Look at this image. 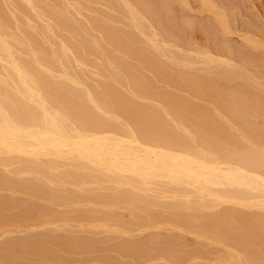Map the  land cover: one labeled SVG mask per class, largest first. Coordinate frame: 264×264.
Listing matches in <instances>:
<instances>
[{"label": "bare ground", "instance_id": "bare-ground-1", "mask_svg": "<svg viewBox=\"0 0 264 264\" xmlns=\"http://www.w3.org/2000/svg\"><path fill=\"white\" fill-rule=\"evenodd\" d=\"M14 1H16L15 3H17L18 6L14 5L15 4ZM14 1H13L14 4L11 2V0L8 1V3L11 2L13 4V7L16 6V7H14V8H16V10L19 8V12L21 11V12L25 13L26 15L31 14L32 13L31 11H33L32 9L34 7L35 8L37 7L40 11V15H38V16L39 17L41 16L40 18H42V19H43V17H47V19L50 20V22L52 21L54 23L53 28L56 29V31L58 30V32L60 31L59 33H61V31H62L63 32L62 35H64V34L65 35H64V37L61 35L62 38L60 40L62 42H57V43H59V44H57L53 38L54 33H52V31L50 30L51 28L43 26L44 31L42 32L41 36L38 38L36 36V31H35L37 27L34 28L31 25V23H29L32 20L29 21V20H26L24 18H23V21L21 19H18V21L19 20L22 21V22L19 21L18 23H17V19H16V21L14 19V21L16 22V25L14 23H13L14 25L11 24L12 25L11 27H13V26H15V27H13V28L9 27L11 29V32L13 33V34H10V32L8 31V29H9L8 26H10V23H11L9 16H11V14H13L14 12L10 13V15L8 16L9 11H7L5 9L9 10V8L5 7L3 5V4H5V2L2 3V0H0V186L4 187V189L7 190V192L9 191L10 193H12V195L18 194V193H20V194L22 193L23 195L25 193H27V195H29L30 192H33V194L34 193L36 194L35 196H38L39 198L40 197L43 198L45 200V202L51 201L52 205H54V204L56 205L55 201H57V200L59 201V198H60V196L57 195V194H59L58 192H61V191L66 192L68 189L67 186H69V187L72 186L74 188L80 187V189H82L81 192L78 189H73V188H71V189L74 191H76V190L79 191L80 194H82V192L85 193V196H83V197H85L87 199L89 197L88 194L90 195V193H88L89 187L92 185H95V186L100 185V188L102 190L109 191V193L107 194L105 192V194H103L102 196L96 197L97 200L95 202L98 206H101L103 208H113V206L115 204H125V205H127V208H129V211H131L130 206L133 203L132 201H134V200L140 201L141 199L147 200L148 199L147 195H146L147 192H152V189L150 188L151 185L162 184V185H159L160 186L159 188H161L160 194H158V192H157L156 195L157 196L160 195V196L164 197L166 193L171 194L169 196L171 201L169 203L167 202L166 205L168 206V208H171L173 210L175 209L177 216H178V220H176V223H179L180 225L186 224L185 226H189V225L192 226L191 224H194V225L196 224L195 226H197V227L193 226L194 228L193 227H191V228L198 231L197 232L199 235L198 237L201 236L202 238H206L205 241L209 239V241H211V243L209 242L211 244V246H212V244H214V245L219 244L220 245V243H222L224 246L221 247V250H223L225 252V255L223 257H221L220 260H225L224 262L227 261L229 263L230 262L232 263V261H234V262H236L235 264H264V229L255 228V227L252 228L251 225L246 227V228L245 227H239L238 228V226L236 227L235 224L237 222L249 224L250 222H253V221H251L250 219L248 220L247 218H246V220L241 219V217L239 218V216L237 214L233 213V210H231V209H224L222 212L217 213L218 215L217 214H208L207 215V213L205 214V212H207L206 210L212 209V211H213V208L218 207L220 205H226V204H228L230 206L231 205H233V206L234 205H243L244 207H247V208L259 207V208L264 209V150H263V148H261L262 150H260L259 148H258L259 150L255 148L258 151H263V153L262 152H256L254 149L252 150V148H254L253 145H252V147H250L251 150H249V148H248L249 146L246 148V147H244V145H243L244 148H240V147H242L241 145L243 143H241V145H240V143H239L240 140H239V142H238V140H235L238 138L237 137L238 135H236V134H235L236 137L231 139V137L234 136V132H233V135L230 134V132L232 133V131L230 130L231 128H230L229 124H227L228 125L227 126L226 124L223 123V126L224 127L227 126V127H225V130H226V128L228 129V127H229L228 130H230V132L226 131L225 133H229V135L231 137L230 136L227 137L228 141L223 140L224 142H222V140H221L222 135H228V134H224L221 131L223 133V134L221 133L222 135L219 136L221 139H219L216 135L212 134V133H214L213 128H216V127L218 128L219 126L221 127L222 126L221 123H220L221 124L220 125V124H218L219 122L216 123V122L212 121V122H208L206 125H204L203 123L197 122V124H196V123L190 122L191 126H190V124H189V126L191 128H189V130H191L193 128L194 129L193 131H197L196 133H194L195 135L193 133H192V135L198 136L199 138H197L196 141L197 142L199 141L201 143V146L204 145V147L206 148V151L203 149L204 147H201L202 150L195 151L193 149V147H191V143H190L191 141L189 139L191 136L187 135L188 133H190L192 131L188 132L187 134H184V135H187V138L189 137L188 139L185 138L184 135L182 136V135L177 134L178 133V130H176L177 128L175 129L176 132L174 134L173 129L175 128V126H174V124L176 122L175 120H174L175 122L172 123L173 125H170V123L167 122L168 119L166 121L163 120L161 115H159L158 113L153 111V107H148L149 109L142 107V106L136 104L134 101H132L134 99H129L128 98L129 96L127 97V95L123 92L125 88H126L125 90L131 89V91L133 90V92H136V93L139 92V94L142 93V89H139L141 87L139 85H137L138 83L137 84L135 83V85H134V83H132L133 81H131V80H133L134 78L130 79V78H132L131 76H133V73H131V71L128 72V73H131V76L130 77H127L128 75L126 76V74H127L125 72L126 69L123 70V63H124L123 59L120 61L119 59L115 58L116 56H112L113 60L111 59V62H110L112 65H113V62L117 65L118 68L116 67L114 70V68L109 66V65H111L109 63V60L111 57L109 58V60H107L108 59L106 57L107 55H105V58H106L105 60H107L106 64L108 65V69H106V70L109 71L110 67L112 70H114V71H112V73L109 72V73H111V76H110V74H108L110 76V77L109 76L108 77L111 78V80L113 82H115L116 84L118 83L120 86L122 85L125 87V88L122 87L123 93L115 87L116 85H114V84H113L114 86L112 85L113 82L110 81L108 77H106L105 79H106V81L109 80L110 84H109V81H107L108 84L105 81H103V83H104L103 84L101 81L100 85L101 84L102 85L101 86L99 84L97 85L99 87L90 88L88 86V88L87 87L84 88V86H83L84 84L82 83L84 81H82V80H85L84 75H83V74H85L84 73L85 69L82 67V69L84 70V71H82V73L81 72L78 73V71L76 72V70H78V69L82 70L78 66H80L82 63L85 64V62H88L90 54L93 51L92 49L96 46L95 44L97 42L96 41L97 39H93V40H95V44H93L94 42L93 43L91 42L94 46L93 47L92 44H90V42H89L91 40H88L89 39L88 35H86V37H85V35L82 36V31H79L80 29L79 30L76 29L75 27H73V25H70L63 20V14L68 13V9L64 8V6H63L64 4L61 5L62 4L61 2H59L60 6H62L64 9H66L67 12H64L62 9L57 7L56 3H52V4L56 5L57 9H55L54 7L47 6L49 3L51 4V2H50L51 0H49V2L47 0V2H48L47 5L45 4L44 0H14ZM178 1H180V4H181V1H184V0H178ZM199 1H200V6H201L200 8H202L203 11H205V12H211L214 16L213 18H215L214 20L217 21V23H218L217 25L219 26L221 31L228 33V31H229L228 23L225 20V18L221 17V15L219 13H216L213 11V10H215L214 5H212L208 0H199ZM156 2H157V0L155 1V3ZM159 2H162V1L159 0ZM12 4H11V6H12ZM77 5H76V7L77 8L80 7V9H81V5L80 6H77ZM66 6L67 5H65V7ZM178 6H179V4H178ZM183 6H185V5H183ZM4 7H5V9H4ZM104 7H106V6H104ZM156 7H157V5H156ZM202 9L200 11H202ZM16 10H13V11H16ZM77 10H79V9H77ZM146 12H147V10H146ZM23 16H24V14H23ZM27 17H29V16H27ZM64 19L69 20L72 24V21L70 20V18L65 17ZM39 21H40V19H39ZM135 21H137V20L135 19ZM32 23H33V21H32ZM87 24H89V23H87ZM136 24H138V23H136ZM93 25H95L94 21H93ZM82 26H84V25L82 24ZM138 26H139V24H138ZM104 27H101L102 30H104V35L107 33L106 36L108 37V39H107L108 42L110 41L111 45L113 44V46L116 48V50L124 49V50L130 51L132 54L130 52H128V53L131 54V57L133 54H137V55H135L137 57V58L135 57V59L139 60L142 65L144 63L145 65L148 64V65H146L147 67L151 68V66H152V68H154V67L156 68L157 62H155V60H153L154 63L152 65V63H150L151 59H149L148 57H144L145 55L144 56L141 55V52H143L142 49L141 50H139L140 48L138 49L139 50V56L141 55L140 57L138 56V53H135V50L132 48V45H131L133 43L132 41H134V40L131 39V37L129 35H128L129 36V38H128V36H126L124 34L127 39L131 40V43H130V40L127 41L124 36H121V34L114 33L113 31H111V29H108V27H106V28H104ZM169 27H170V25H169ZM14 28H15V31H14ZM8 32H9V34H8ZM80 33H81L82 37L87 38L86 40L89 43L87 41H85L80 36ZM109 33H112L113 36L111 37V35H109ZM116 34L118 36L124 37V39L126 41L124 39L122 41H120L122 38L121 37H120L121 39L118 38V36ZM107 40H105V41H107ZM123 41H125L127 43H123ZM152 43L153 42H151L150 44H152ZM97 44L101 45L99 43V41L97 42ZM16 45H20L22 47V49H21V47L19 48L21 50L20 52L18 51L19 49H18V46H16ZM154 45L152 44V46H154ZM15 46H16V48H15ZM96 47L94 49L95 51H96ZM101 47L102 46L98 47L101 50L97 48L98 50H100L99 51L100 53L102 52V49H103ZM136 48H138V47H136ZM104 49H103V52H104ZM98 50L95 52L96 54H97ZM138 50H137V52H138ZM160 51H161L160 52V54H161L163 51L162 50H160ZM93 52H92V54L94 55ZM152 52H154V51H152ZM88 53H90L89 56H87ZM101 54H103V53H101ZM101 54H99V56ZM142 54H144V52ZM154 54H156V53H154ZM163 54L164 53H162V56H164ZM149 55H150V53H149ZM109 56H111V55H109ZM103 57L101 56V58H103ZM150 57H152V56H150ZM173 57H175V56H173ZM101 58H100V60L102 63ZM185 59H187V58H184V60H183L184 62H185ZM90 60H89V62L91 63ZM105 60H103V63L105 62ZM180 61H182V59ZM98 62H99V60H98ZM131 62H132V60H131ZM77 63H80L77 66L78 69L76 67V70H74L75 64H77ZM88 63H87V65H88ZM155 64H156V66H155ZM96 67L101 68L102 65L99 66V63H98V65ZM125 67L127 68V71H129L130 67L128 68L127 64H125ZM157 67H160V65ZM101 69H103V67ZM111 69H110V71H111ZM162 69L164 70V67ZM121 70L126 73L125 74L123 72V74L126 77H124V75H122ZM100 71L102 73V70H100ZM155 71L157 72V70H155ZM162 71H158V72H160V74H158V76L161 74L166 75L165 73H167V71L164 70L165 73H164V71H163V73H161ZM170 72H172V74H173V71H170ZM178 73L177 72L175 73L176 76L177 75L179 76ZM105 74H106V72H105ZM172 74L167 73V76H164V75L163 76H164V78L167 77V79H169L170 77H172L171 76ZM204 74H206V73H204ZM134 76H135V73H134ZM178 76H177V78H178ZM201 76H203V75L201 74ZM201 76H199V77H201ZM159 77L161 78V76H159ZM85 78H86V80H88L87 79L88 75ZM127 78H129V81H127L128 80ZM137 78L139 79L140 76L137 77V74H136V79ZM182 78H184V77H182ZM209 78L210 77H208V79ZM138 79H137V81H139ZM162 79H163V77H162ZM86 80L84 82L85 86H86V84H88ZM80 81H82V82L80 83ZM141 81H139V82L141 83ZM166 81H171V80H166ZM172 81H173V78H172ZM174 81H177V79H174ZM180 81H181V78H180ZM128 82H131L135 87L133 88V85L131 83H128ZM177 83H178V81H177ZM182 83H183V80H182ZM80 84H83L82 86H83L84 90L82 89V87H80L81 86ZM130 84H131V87H130ZM146 84L147 83L145 82V85ZM173 84H174V82H173ZM147 85H150V84H147ZM189 85H188V88L191 87V84H189ZM207 85L209 87H207L208 89H204V92H206L205 94L209 93L210 95L214 96L213 94H215V93H213L214 90L212 89V86H211L212 84L210 83ZM149 87L151 88V85ZM150 88H149V90H152ZM192 88H194V87L192 86ZM189 91H191V90H189ZM125 92H128V90ZM197 92L198 91H196V93ZM148 93H150V91ZM202 94L203 93H201V95ZM230 96H232V95H230ZM168 100L166 99V104H168L170 106V110H171V106L173 104L170 105V103H174V102L176 103V98H174V99L172 98L170 100L171 102ZM172 100H174V102ZM220 100L221 99H218L219 102H220ZM167 101L170 103H167ZM223 101L221 104L222 108L225 107L223 104ZM225 101H227V100H225ZM243 101H245V100L243 99ZM181 102H183V101L181 100ZM181 102L179 101L180 104H177V105L174 104L175 106H177V108L175 106L174 107L172 106L173 107L172 109L174 110V108H175L176 109L175 111H177L175 113V115H176L175 117H177V118H173V119H178L179 121H181L180 122L181 124H182V121L186 122V124L188 123L187 121H189V120L192 121V119H190L192 116L187 117L186 116L187 114L189 116L194 115L195 119H197L196 115H195L196 113L195 114H189V113H192V111H190L193 108V107H191V105H190V108L188 107V105H187V107H185V109H187V108L190 109V110L188 109L186 111V113H185L186 115L183 113L185 111L184 106H181V107H183L182 109L179 108V106L181 105ZM226 104L227 103H225V105ZM234 105L235 104H232V106L230 107V104H227V106H228L227 108L230 109L228 111L229 112L228 116H232L233 111L234 112L236 111L235 114L238 113V110H239L238 108H240L239 106H241L242 104L239 102V106H238V104L236 105V106H238L237 108L235 106L236 109L232 108V107H234ZM243 105L241 107H244ZM216 107H218V106H216ZM242 109L243 108H241L239 111H242ZM244 109H246V108H244ZM166 110H168V109H166ZM173 110H171V111H173ZM182 110H184V111H182ZM178 111H179V113H178ZM194 111H195V109L193 110V112ZM224 111H226L225 108H224ZM231 111H232V113H231ZM167 112H170V111H166V113ZM216 112H217V110H216ZM241 113H243V111ZM113 114H116V115L119 114L120 116L125 118L126 121L128 122V125H125L126 124L125 122H124L125 123L124 125L121 123L120 124L119 123L115 124V122L113 123L111 121L112 119L109 118ZM214 114L215 113H213V115ZM239 114L240 113H238L237 121H239V119H238L240 116ZM209 115H211V113ZM218 115H220V114H218ZM184 116L187 117L189 120L186 121L185 119H187V118H185ZM216 116H214V117H216ZM233 116L231 117L232 119H233ZM171 117L172 116L170 115L169 119H171ZM166 118H167V116H166ZM241 118L242 117L240 116V120H241ZM219 119H221L220 116L217 120H219ZM235 119H236V117H235ZM214 120H215V118H214ZM241 121L242 122H240V123H244L243 119ZM170 122H171V120H170ZM200 124H202V125H200ZM246 124H248V123H246ZM183 125H184V123H183ZM208 125L210 127H213L212 133H208V132L204 131V128L205 129L208 128ZM125 126L128 127V129H127L128 132L126 131L127 132L126 134H128L130 132V130H132L134 132L132 134H135L136 137L142 142V144L143 143L147 144V146L149 145V147L155 146V147H158V149L162 148V150H159L160 152H157V151H154V149L153 150L149 149V147L143 148V147H141L142 145L139 146L138 144L140 142L137 141L135 139V136H133L132 134H130V135H131V137L133 136V138L130 137L131 139L129 138L128 140H126V141L124 140L123 142H115V140L113 141L112 139L110 140L108 138L105 139V138H100L99 136H94V135L88 136V135H86L87 131L94 132L93 130H101V129H102L101 131H103V129L104 130L105 129H110V130L114 129L115 131H117V130L124 131ZM180 126L181 125L179 124L178 127H180ZM129 128H131V129L129 130ZM256 129H257V127H256ZM221 130H223V128ZM234 130H235V128H234ZM209 132H211V131L209 130ZM160 133H163V134H160ZM254 135H257V134H254ZM254 135L251 134V136H254ZM248 136L247 137L246 136L245 137L240 136V137H243V139L241 138V140H242L241 142H244L243 141L244 139H246V141L248 142L249 139L252 138L251 136H249L250 138H248ZM262 136H264V135H262ZM255 138H257V137L254 136L253 140H255ZM191 139H193V138L191 137ZM194 140L195 139H193V141ZM116 141H118V140L116 139ZM251 141L252 140H250V142ZM256 141H252V143L256 142ZM236 142L239 143V146H238V144H236ZM247 142H244V144H246ZM250 142L247 143V145L250 144ZM258 142H259V138H258ZM202 143H203V145H202ZM163 147H164V149H163ZM165 147L168 148L167 151L165 150ZM261 147H262V145H261ZM173 148H174V151H176L177 149L179 151L176 153L169 151V149L171 150ZM245 148H246V150L248 149V151L242 150ZM62 166H66V167L68 166V169L67 170L64 169L65 171L63 169L62 170L59 169L60 171H58V168L62 167ZM100 188H98L97 190H99ZM152 188H154V186ZM166 189L167 190L169 189L168 191H170V192H167ZM92 190H93V188H92ZM100 191L101 190H99L98 192L100 193ZM104 191H102L101 194L104 193ZM65 192H63V193H65ZM137 192H139L141 195L137 194ZM154 192H156V191H154ZM86 193H88V194H86ZM187 193H195L196 196L189 197L187 195ZM74 194H72V195L74 196ZM160 196H158L156 198L159 199V198H161ZM11 197L12 196H10V198ZM33 197H34V195H33ZM56 197H57V200H55ZM62 197H61V199H62ZM69 197H70V195H69ZM75 197H76V195H75ZM83 197L81 196L80 200H82ZM165 197H167V196H165ZM165 197H164V199H166ZM6 198L7 197L5 196V200H6ZM249 198H251V199L255 198L256 200L258 198L259 200L257 201V203H256V201H255V203H252V202H250L251 199H249ZM7 199L9 201V202L7 201L9 204L6 202L8 205L4 202L3 199H1V200L4 203L2 204L1 200H0V203L2 205L6 204L8 207H11L10 206L11 200H9V198H7ZM71 199L72 198H70V200ZM74 199H76V198H74ZM94 199H95V197H94ZM94 199H92V200H94ZM67 200H69V199H66V201ZM148 200H150V199H148ZM14 201H16V200L12 201L13 202L11 204L12 206H14V204H15ZM53 201H54V203H53ZM63 201H65V199ZM84 201H86V200H84ZM45 202H44V204H46ZM51 202H49V203L51 204ZM67 202L69 203V201H67ZM86 202H88V201H86ZM62 203H64V202H62ZM90 203H92V204H90ZM90 203H87V204H90V205L94 204L93 202H90ZM155 203H156V200L154 199L150 205L154 206ZM34 204L36 205V203H34ZM72 204H73V202H72ZM192 204L193 205L195 204V205L191 206ZM33 205H32V209L30 207L29 211L27 209L26 213H24V212H23L24 214L20 213L17 216H14L11 220L8 216L5 217L4 214H3V216H2V214H0V216H1V218H0V239L2 237L6 238L7 235L13 233L14 231L19 232L22 225L20 223H17V222H20V220L23 219L22 221L25 222L24 218H26L30 215H31L30 217H32V214H36L34 211L38 210L40 212H43V210L46 209V208L44 209L42 207L43 210H41L42 208H41V206H39L40 207V210H39L37 205H36L37 207L33 206ZM58 205L59 204H57V206ZM63 205H61V206L63 207ZM0 208H2V206H0ZM115 208H117V207H115ZM229 208H231V207H229ZM11 209H13V208H11ZM233 209H235V208H233ZM2 210L3 209H1V211ZM9 210H10V208H6L5 212H9ZM50 210H53V209H50ZM91 210L92 209H90V211L87 213L91 212L90 214H92V212H93V214L97 215V213H94V210H92V211ZM132 210H133V213H135L134 210H136V209L133 208ZM46 211H47V209L44 211L45 214H46ZM57 211H58V209H57ZM86 211H87V209H86ZM122 211H123V209H122ZM83 212H85V211H83ZM95 212H96V210H95ZM142 212H143V210H142ZM144 212H145V210H144ZM190 212H192V213L197 212L198 216H197V214L194 216L192 214L190 215ZM52 213H50V214H52ZM93 214L90 216H93ZM219 214H221V216ZM96 215H94V216L96 217ZM136 215L134 214V216H136ZM144 215H147V214H144ZM249 215H251V214H249ZM140 216H142V215H140ZM147 216H148V218L146 221L150 226L151 225L153 226V224H155V223L157 224L158 222H163V221L165 222L168 219V217H166L167 218L166 219L165 217H161V216L159 217L156 214H148ZM222 216H227V218L222 217ZM30 217H29V219H30ZM44 217H46V216H44ZM87 217H89V216H87ZM218 217H222V218H218ZM261 217H262V215H259L258 219L260 220ZM263 217H262V220H263ZM7 218H9V219H7ZM163 218L166 220H164ZM169 218H170V216H169ZM223 218H226V219H223ZM22 221H21V223H22ZM167 221H169L170 223L175 222V221H172L169 219ZM130 222H129V224H130L129 227H132L131 228V230H132L134 225H131L132 223H130ZM44 223H46V222H44ZM94 223H95V221H94ZM117 223H119V222H117ZM48 224H46V225H48ZM162 224H160V225H162ZM262 224H260V225H262ZM11 225L14 226V228L15 227L16 228L15 229L10 228L9 226H11ZM19 225H21V226H19ZM119 225L121 226L120 223H119ZM152 226H151V228H152ZM159 226L157 225V228ZM91 227H93V226H91ZM59 228H60V226H59ZM155 228H153V229H155ZM261 228H263V226ZM146 229H148V225H147ZM239 230L242 232H240ZM116 231H118V230H116ZM196 231H194V232H196ZM52 232L50 231L49 232L50 235L47 233V235L44 237H32L31 240H33V241L22 240L20 238H19L20 240L19 239L9 240V242H6L5 245L0 248V264H36L37 262H38V264H41V263L42 264H67L66 259H63V257L61 258L62 254H65V255L69 254V253L74 254V252H73L74 247L77 248V246H78V244H80V242L78 243L76 241L78 244L75 243L76 246L71 247L72 245L70 246V242H68L69 245L67 244V242L65 243V241H69V240H67L68 238L65 240L61 236L60 239L62 240V238H63V241H61L59 239L60 235L56 236L57 232H54V231H52ZM80 232H81V230H80ZM54 233H56V234L54 235ZM89 234H90V232H89ZM99 234H101V233H99ZM69 235H70V233H69ZM40 236H42V235H40ZM74 239H73V241H74ZM230 241H233L234 243H236L239 250L231 249L230 245L227 244V242H230ZM83 244H81L80 247ZM236 244H234V245H236ZM171 245H172V242H169V241H148L147 243H144L142 245H136V246L124 245V246H121V247H119L117 252L119 254L128 255L129 257L132 258V261L134 263L135 261L139 262L138 260H144L145 259L144 257H147L153 253V252H151V250L148 251L143 246H147L149 249L155 250L156 248H159V247L168 248ZM231 245H232V243H231ZM0 246H2V244ZM82 247H83V249H85L84 246H82ZM138 247H140L139 250L137 249ZM141 247H143L144 249ZM78 249H79V247H78ZM80 249H79V251H80ZM86 249H88V247ZM99 249H101V248H99ZM85 250H84V252H85ZM58 251L61 254H58ZM77 252L75 251V253H77ZM88 254H90V253H88ZM101 254H103V253H101ZM81 255H83V254H81ZM86 256H87V254H86ZM107 256H108V254H107ZM210 256H212V255H210ZM78 257H79V255H78ZM169 257L172 261L175 260L172 255H170ZM113 258H112V261H109L107 263L103 262V263L104 264H117V263L113 262ZM118 258H120V257L118 256ZM215 261H217V259ZM76 262H78V260ZM129 262H130V260H129ZM70 264H71V262H70ZM99 264H100V262H99Z\"/></svg>", "mask_w": 264, "mask_h": 264}, {"label": "rangeland", "instance_id": "rangeland-1", "mask_svg": "<svg viewBox=\"0 0 264 264\" xmlns=\"http://www.w3.org/2000/svg\"><path fill=\"white\" fill-rule=\"evenodd\" d=\"M3 1L4 0H2V3L5 2V4H6V5L5 4H3V5L7 8H9V10H8V9H5V7H4L5 10L9 11L8 12L9 14L7 13L8 16L10 15V13L14 12L13 14H11V16H9L11 23H10V26H8V28L9 27L10 28L15 27V26L11 27L12 26L11 24L14 23L16 25V22H15L16 19H17V23L21 20L23 21V18L26 20H29V21L32 20L34 24L32 23V21L29 23H31V25L34 28L37 27L35 31H36V36L38 38L41 36L42 32L44 31V27H50L51 28L50 30L52 31V33H54L53 38L56 41V43L62 42L60 39L62 38L61 35L63 34V32L61 31V33H59L60 31L59 32H58V30L56 31V29L53 28L54 23L52 21L50 22V20H48L47 17H43L44 20L42 18H40L41 16L40 17L38 16V15H40V11L37 7L36 8L34 7L35 9L34 8L32 9L33 10V11H31L32 13L30 12L32 15L31 14L26 15L25 13H23L21 11L19 12L18 7H17L18 8L17 10H16V8H14L16 6L13 7V4L16 1L13 0L14 1V3H13V1L11 0V2L13 4L11 2L8 3V1H10V0H5L4 2ZM155 1L156 0H103V1L102 0H83V1L82 0H70V1L69 0H62V1L61 0H51L50 1L51 4L49 3L47 5L49 0H48V2H47V0H44L45 4L49 7H54L55 9H57L56 5L52 4V3H56L57 7L62 9L64 12H67V10L64 9V8H67L69 14L64 13L63 14V20L66 23L73 25V27H75L76 29H78V30L80 29L79 31H82V36L85 35V37H86V35H88V38H89L88 40H91V41H89L90 44H92L93 42H94L93 44H95V40H93V39H97L96 41L97 42L99 41V43L101 45L97 44V42H96V44H95L97 46V47L95 46L96 51L98 49H100V48H98L99 46H102L101 48H103V49L105 48L104 52L106 54L103 52V49H102L101 53H103L104 55L99 52L101 49L98 50V52L96 54L95 53L96 51L94 50L95 47L92 44V46L94 47L92 49L94 51V52L92 51L94 53V55L92 54V52H91L92 55L90 53H88V55H87V56H89V54H90L88 62L91 59L90 60L91 63L89 62L90 63L89 64L88 62H85V64L82 63L83 65L81 64L80 66H78L80 63L75 64L74 70H76L77 66L80 67L81 69H82V67L85 69V71H84L83 69L80 70L77 67L78 70H76V72L78 71V73H80V72L82 73V71H84V73L86 74V75L83 74L85 80H86L85 77H87V75H88L87 79L89 81L86 80L88 83V84H86V86L84 83L85 80H82L84 82L80 81V83L82 82L84 84V85L80 84L81 85L80 87H82L83 90L86 87L88 88V86L90 88L99 87L97 85L98 84L100 85L101 81H102V83H103V81H105V82H107L109 80L112 81L111 78H109V77L111 76L112 71L115 70L117 65L114 62L112 65L110 62H111L112 56H116L115 58L119 59L120 61L123 59V62H124L123 63V70L126 69L125 72L127 74L121 70L122 75H124L123 74V72H124L126 74V76L128 75L127 77H130L131 73H133V76L135 73V76L134 77L131 76L132 78H130V79L134 78L133 80H131V81H133L132 83H134V85H135V83L136 84L138 83L137 85H139L141 87V88H139V87L138 88L142 89V93L139 94V92H137V93L133 92V90L131 91V89H127L128 92H125L127 90H125L126 88L124 86H122V85L120 86L118 83L116 84L113 81H112L113 82L112 85L113 84L116 85L115 87L117 89H119V91H121V92L123 91V88H125L123 92L127 95V97L129 96L128 97L129 99H134L132 101H134L136 104H138L142 107H145V108L153 107V111L158 113L159 115H161L163 120L166 121L168 119L167 122L170 123V125H173L172 123H174L176 121L174 124L175 128L173 129L174 134H175L176 130H178L177 134L182 135V136L184 134H187L188 132L192 131V132H190L191 134L188 133L187 135L191 136L193 139H195L193 141V139H191V137L190 138L188 137L191 141L190 142L191 147H193V149L195 151L202 150L201 147H204V145L202 143L203 146H201V143L199 141L198 142L196 141V139L199 138L198 136L192 135V133L194 134L197 131H193L194 130L193 128L191 130H189V128H191L190 127L191 123L197 124V122H198V123H203L204 125H206L208 122L214 121L216 123L219 122L218 124L221 123L222 126L221 127L219 126L218 128L216 127L217 128L216 129V128L210 127L208 125V128H206V129L204 128L205 132L212 133V128H213L214 133H212V134L216 135L219 139L222 138L221 140H222V142H224L223 140L228 141L227 137L230 136L229 133H225V132L226 131L230 132V130H231L232 133L230 132V134L233 135V132H234V136L233 137L230 136L231 139L235 138L236 137L235 134H236V135H238L237 136L238 138L235 140H238V142L240 140V142H239L240 145H241V143H243L241 145L242 147H240V148H244V147L247 148L249 146L248 148H249V150H251L250 147H252V145H253L254 148H252V150L254 149L256 152H262L263 153V151H258V150L259 149L262 150L261 148H263V150H264V139H263L264 136H262V135H264V128H263L264 127V111H263L264 110V0H208L215 7V10H213V11L216 13H219L221 15V17L225 18V20L227 21L228 26H229L228 33L221 31V29L217 25L218 24L217 21L214 20L215 18H213L214 16L211 12H205V11H203L202 8H200L201 6H200L199 0H184V1H181V4H180V1H178V0H160L162 2H159V0H157L156 3H155ZM59 2L62 3L61 5L64 4L63 5L64 8L62 6H60ZM11 4H12V6H11ZM75 4L76 5L78 4L77 6L81 5V9H80V7L77 8ZM178 4H179V6H178ZM14 5H17V3H15ZM65 5H67V6L65 7ZM156 5H157V7H156ZM183 5H185V6H183ZM104 6H106V7H104ZM77 9H79V10H77ZM201 9H202V11H200ZM13 10H16V11H13ZM146 10L148 13L146 12ZM23 14H24V16H23ZM27 16H29V17H27ZM65 17L70 18V20L72 21V24L69 20H65L64 19ZM14 19H15V21H14ZM18 19H21V20L18 21ZM39 19H40V21H39ZM135 19L137 21H135ZM93 21L95 22V25H93ZM134 21L136 23H138L139 26ZM87 23H89V24H87ZM82 24L84 26H82ZM169 25H170V27H169ZM101 27H104V28L108 27V29H111V31H113L114 33L121 34V36H124V37H125V35L126 36L129 35L131 37V39L134 40V41H132L133 43L131 45H132V48L135 50V53H138V56H139V50L142 49L144 54H142L143 52H141V55H143V56L145 55L144 57H148L149 59H151L150 63H152V65L154 63L153 60H155V62H157L156 63L157 66L160 65V67H157L156 64H155L156 68L154 67L155 69L152 68L151 65H150L151 68L147 67L146 65H148V64L145 65L143 63V65H142L139 60L135 59V57H136L135 55H137V54H133L131 57L132 53L130 51H127L124 49L116 50V48L113 46V44L111 45V42L110 41L108 42V40H107L108 37L106 36L107 33L104 35V30H102ZM10 28L8 29V31L10 32V34H13L11 32ZM14 31H15V28H14ZM9 32H8V34H9ZM64 35H62V36L64 37ZM109 35H111V37L113 36L112 33H109ZM80 36H81V33H80ZM121 36H118V38H120ZM129 36H128V38H129ZM85 37H82V38L85 41H87L86 40L87 38H85ZM124 37H121L122 39L120 38L121 39L120 41H122L124 39ZM125 39L127 41L130 40V39H127L126 37H125ZM105 40H107V41H105ZM125 41H123V43H127ZM151 42H153L152 44L153 45L155 44V45L152 46V44H150ZM130 43H131V40H130ZM57 44H59V43H57ZM16 46H18V49L21 47L20 45H16ZM16 46H15V48H16ZM136 47H138V48H136ZM21 49H22V47H21ZM137 50H138V52H137ZM160 50L163 51L162 53H164L163 54L164 56H162V53L160 54V52H161ZM18 51L20 52L21 50L19 49ZM152 51H154V52H152ZM128 52H130L131 54H129ZM98 53L101 55L99 56ZM149 53H150V55H149ZM154 53H156V54H154ZM105 55H107L106 56L108 58L107 60H109V58L111 57L109 60V63L111 65H109V66L114 68V70H112L111 67H110L111 71H110V69H109V71L106 70V69H108V65L106 64L107 60H105L106 59ZM109 55H111V56H109ZM101 56L102 57L104 56V57L101 58ZM150 56H152V57H150ZM173 56H175V57H173ZM183 57L187 58V59H185V62L183 61L184 60ZM100 58L102 59V63H101ZM97 59L99 60V62ZM181 59H182V61H180ZM103 60H105L104 63H103ZM131 60H132V62H131ZM87 63H88V65H87ZM98 63H99V66L102 65L103 69H101L102 67L101 68L96 67L98 65ZM125 64H127L128 68L130 67L129 71H127ZM163 67H164V70L167 71V73L172 74V72H170V71H173V74L171 75L172 77H170L171 79L170 78L167 79V77H165L166 79L164 78V76H167V73H165V71L162 69ZM100 70H102V73ZM155 70H157V72L163 70L166 75L161 74V75H159V76H161V78H160L158 76V74H160V72L157 73ZM130 71H131V73H128ZM163 71L161 73H163ZM175 71L177 73L179 72L178 73L179 76L177 75L178 78L175 74L176 73ZM105 72H106V74H105ZM109 72H111V73H109ZM204 73H206V74H204ZM108 74H110V76ZM136 74H137V77L140 76V78L139 79L137 78V79L139 81L142 80L141 83L139 81H137ZM201 74L203 76H201ZM126 76L124 75V77H126ZM199 76H201V77H199ZM106 77H108L109 80L106 81V79H105ZM162 77H163V79H162ZM182 77H184V78H182ZM208 77H210V78L208 79ZM172 78H173V81H172ZM180 78H181V81H180ZM127 79H128L127 81H129V78H127ZM174 79H177L178 83H177V81H174ZM166 80H171V81H166ZM182 80H183V83H182ZM110 81H109V84H110ZM145 82L147 84H150L151 88L149 87L150 85H147V84L145 85ZM173 82H174V84H173ZM128 83H131V82H128ZM188 83L191 84V87H189V88H188V85H189ZM210 83L212 84L211 85L212 89L215 91V92L213 91V93H215V94H213L215 97L210 95L209 93L205 94L206 92H204V89H208L207 87H209L207 84H210ZM107 84H108V82H107ZM131 84H130V87H131ZM82 85L84 86V88ZM134 85H133V88L135 87ZM147 86L152 90H149V88ZM192 86L194 88H192ZM189 90H191V91H189ZM149 91H150V93H148ZM196 91H198V92L196 93ZM201 93H203V94L201 95ZM228 95L229 96L232 95V96L229 97ZM172 98L173 99L176 98V103L174 102V100H172L174 103H170L171 102L170 100ZM166 99L167 100L169 99L168 101H170V102L167 101V103H170V105L173 104L172 105L173 107L177 104H180L179 101L181 102V100H182L183 102H181V105L179 106V108H181V109L183 108L181 106H184V109H185V107H187V105L189 108L191 105V107H193L192 110L187 108V109H185V111L184 110H182V111H184L183 113L185 114L186 111L189 109L190 111H192V113H189V114H195L196 113L195 115H196L197 119H195L194 115L189 116L188 114L187 115L185 114V115L187 117L192 116L193 118L191 117L190 119H192V121H190L187 117L184 116L185 118H187V119H185L186 121L189 120V121H187L188 122L187 124L184 121H182V124H181L180 123L181 121H179L178 119H173V118H177V117H175L176 116L175 113L177 111H175L176 110L175 108L173 110L172 106H171V110H173V111L170 110V106L168 104H166ZM218 99H221L220 102L218 101ZM243 99L245 101H243ZM225 100H227V101H225ZM222 101H223V104L225 106L223 108L221 106ZM239 102L242 105L244 104L243 105L244 107H241L242 105L239 106ZM225 103L230 104V107L232 106V104H235L234 107H232V108H235V106L238 104V106L240 107V108H238L239 110L241 108H243V109L246 108L244 110L242 109L243 113H241L242 111L238 110V113H240L239 115L242 117L241 120L243 119L245 124L240 123V122H242L240 120V116L238 118L239 121H237L238 113L235 114L236 111L235 112L233 111L234 114L231 111L232 116L234 115L233 119L231 118L232 116H228V114H229L228 111L230 109L227 108L228 106H227V104L225 105ZM216 106H218V107H216ZM238 106H236V108ZM175 107L177 108V106H175ZM224 108L226 111H224ZM166 109H168V110H166ZM194 109H195V111L193 112ZM216 110H217V112H216ZM166 111H170V112L166 113ZM178 113H179V111H178ZM208 113L209 114L211 113V115H209ZM213 113H215V114L213 115ZM218 114H220V115H218ZM170 115L172 116L171 119H169ZM166 116H167V118H166ZM214 116H216V117H214ZM219 116L222 120L221 119L217 120L219 118ZM235 117H236V119H235ZM109 118H111L112 119L111 121L113 123L115 122V124L121 123L124 125L126 123L125 125H128V122L126 121V119L123 118L122 116H120L119 114H117V115L113 114ZM214 118H215V120H214ZM170 120H171V122H170ZM183 123H184V125H183ZM223 123L226 125L229 124L231 129L228 130L229 129V127H228V129L226 128V130H225V127H227L228 125L224 127ZM246 123H248V124H246ZM179 124L181 125L180 127H178ZM189 124H190V126H189ZM200 125H202V124H200ZM256 127H257V129H256ZM222 128H223V130H221ZM234 128H235V130H234ZM127 129H128V127L125 126V128H124L125 132L122 130L115 131L114 129H111L112 131L110 129H105V130L103 129V131H101L102 130L101 129V130H93L94 132L87 131V134L86 133L85 134L88 136L94 135V136H99L100 138H105V139L108 138L110 140L112 139L113 141L115 140V142H123L124 140L126 141L131 137L130 134L134 133L132 130H130L131 128H129L130 132L128 134H126L128 132ZM209 130L211 132H209ZM221 131L224 134H228V135H222L223 133ZM160 134H163V133H160ZM251 134H253V135L257 134L258 136L254 135L257 138H255V140H253L254 136H251ZM132 135L135 136V139L140 142L138 144L139 146L142 145L141 147H143V148L149 147V145L147 146V144H144V143L142 144V142L136 137L135 134H132ZM187 135H184V137L187 138ZM221 135H222V137L220 138L219 136H221ZM248 135L251 136L252 138L249 139L248 142L246 141V139H244L243 140L244 142L249 143L250 140H252V141L257 140V141L253 142V143L251 141L250 144H248V145H247V143L244 144V142H241L242 141L241 138L243 139V137H245V136L247 137ZM133 136L131 138H133ZM240 136H243V137H240ZM249 136H248V138H250ZM258 138H259V142H258ZM116 139L118 141H116ZM239 143L236 142V144H238V146H239ZM243 145H244V147H243ZM261 145H262V147H261ZM154 147L150 146L149 149H151V150L154 149V151H157V152H160L159 150H162V148L158 149V147H155V148ZM246 148L242 149V150H246ZM255 148L256 149L259 148V149L256 150ZM163 149H164V147H163ZM203 149L206 151L205 147ZM165 150L167 151L168 148L165 147ZM169 151L176 153L179 150L177 149L176 151H174V148H173L171 150L169 149ZM246 151H248V149ZM59 169L60 170H62V169L67 170L68 166L67 167L66 166L59 167L58 171H60ZM159 185H162V184L151 185L150 188L152 189V192H147V194H146L147 198L150 200L141 199L140 201L139 200L132 201L133 203L130 206L131 211H129V208H127V205H125V204H115L113 206V208H103L101 206H98L95 202L97 200L96 197L102 196L103 194H105V192L107 194L109 193V191L102 190L100 188V185H97V186L92 185L93 187L92 186H90L91 188L89 187L88 193H90V195L88 193H86L89 196L87 199L85 197H83V196H85V193L82 192V194H80V192L82 191V189H80V187L74 188L72 186H70V187L67 186L70 191L67 189L66 192L65 191L58 192L59 194H57V195L60 196V198L58 196L57 197L59 198V201L61 200L60 201L61 203L57 200V197H56V199H55V200H57V201H55L56 205L55 204L52 205L51 201L45 202V200L43 198L40 197L41 198L40 199L38 196H35L36 194L35 193L33 194V192H30V194L28 193L30 196L27 195V193H25L24 195L22 193L12 195V193H10L9 191L7 192V190H5L4 187L0 186V191H1L0 192V197H1L0 200L3 199L5 203L8 201L7 198H9V200H11V202H10L11 207L7 206L9 204L8 203L9 201L7 202L8 204L6 203L7 205L5 204L6 205L5 206V205H2L4 202H2V200H1L2 204L0 203L1 204L0 206H2V208H0V214H2V216L4 214L5 217L8 216L10 218V220L14 216H17L20 213L21 214L26 213L27 209H28V211L30 210V207L32 209V205L34 203H36L39 210H40L39 206H41V208L43 207L44 209L45 208L47 209V211H46L47 215L44 212L46 209L43 210V208H42L41 210H43L44 213L36 210V211H34L36 214H32V217H30L31 216L30 215V216L24 218L25 222L22 221L23 219L20 220V222H17V223H20L22 225L19 232L16 230L17 232L14 231L13 233L7 235L6 238L2 237L0 239V245L2 244V246H0V248L3 247L5 245V243L9 242V240H11V239L15 240V239L20 238L22 240H31L32 237H44L47 235V233L49 234L50 231L51 232L54 231V232H57L56 236L60 235L59 239L61 238V236L65 240L68 238L67 240H69V241H65V243L67 242V244H68V242H70V246L72 245L71 247L76 246V244H78L80 242V244H78L77 248L74 247V251H73L74 254L69 253L70 255L66 254L67 256L65 254H62L61 258L63 257V259H66L67 264H70V262H71V264H99V262H100V264H104V263H107L109 261H112L113 257H114L113 262H115L117 264H131V263L132 264H137V263L138 264H235L236 262H234V261H232V263L231 262L229 263L227 261L224 262L225 260H220L221 257H223L225 255V252L223 250H221V247L224 245L222 243H220V245L219 244H217V245L212 244V246H213L212 247L210 244L211 241H209V239L205 241L206 238H202L201 236L198 237L199 236L197 233L198 231L193 229L194 227H197V226H195L196 224L195 225L191 224L192 226H190V225L185 226L186 224L180 225L179 223H176V220H178V216H177L175 209L173 210L171 208H168V206L166 205L167 202L169 203L171 201V199L169 198V196L171 194L166 193L165 196H167V197L164 196L166 199H164V197H162L160 195H158V196H160L161 198H159V199L156 198V197H158L156 195L157 192H158V194H160V192H161V190H160L161 188H159L160 187ZM153 186H154V188H152ZM71 188L78 189L80 192L77 190H76L77 191L76 192V191L72 190ZM92 188H93V190H92ZM98 188H100L99 190H101L100 193L98 192L99 190H97ZM168 190H167V192H170ZM102 191H104V193L101 194ZM154 191H156V192H154ZM63 192H65V193H63ZM32 194L34 195V197ZM72 194H74V196ZM137 194H140V193L137 192ZM69 195H70V197H69ZM75 195H76V197H75ZM187 195L189 197L196 196L195 193H187ZM5 196L7 197L6 200H5ZM10 196H12L11 197L12 199L10 198ZM81 196L83 197V199L85 198L84 200H86L88 202L84 201L83 199L80 200ZM61 197H62V199H61ZM94 197H95V199H94ZM70 198H72V199L70 200ZM74 198H76V199H74ZM251 198H249V199H251ZM255 198L251 199L250 202L255 203V201H256V203H257V201L259 199L257 198V200H256ZM64 199H65V201H63ZM66 199H69V200H67V201H69V203L66 201ZM92 199H94V200H92ZM154 199L156 200V203L154 206H151L150 204L152 203V201ZM13 200H16V201H14L15 202L14 206L11 205L13 203L12 202ZM43 201L47 205L44 204ZM49 202H51V204ZM62 202H64V203H62ZM72 202H73V204H72ZM90 202H93V203L95 202V203L93 205H90V204H92ZM53 203H54V201H53ZM87 203H90V204H87ZM57 204H59L58 205L59 207L57 206ZM36 205L34 204L33 206H36ZM61 205H63V207ZM194 205L192 204L191 206H194ZM242 206L243 205H234V206L233 205L230 206L228 204L220 205L218 207L213 208V211H212V209L206 210L207 212H205V214L206 213H207V215L208 214H217L219 212H222L224 209H231V210H233V213H235L239 216V218L241 217V219H245V220L247 218L248 220L250 219L251 221H253V222H250L249 224L237 222L235 224L236 227L238 226V228L239 227H245L246 228V227L251 225L252 228L255 227V228L264 229V217H263L264 216V209L259 208V207L247 208V207H244V206L242 207ZM115 207H117V208H115ZM229 207H231V208H229ZM6 208H10L9 212H5ZM11 208H13V209H11ZM121 208L123 209V211ZM131 208L136 209V210H134L135 213H133V210ZM233 208H235V209H233ZM1 209H3V210L1 211ZM50 209H53V210H50ZM57 209H58V211H57ZM86 209H87V211H86ZM90 209L94 210V213H97L98 216L96 214H93V212H92L93 216H90V215H92V214H90L91 212L87 213L90 211ZM95 210H96V212H95ZM142 210H143V212H142ZM144 210H145V212H144ZM83 211H85V212H83ZM49 212L50 213L53 212V213L50 214ZM134 214L135 215L137 214V215L134 216ZM144 214H147V215L148 214H156L159 217L160 216L165 217V218L168 217L169 220L175 221L174 222L175 224L167 221L168 220L167 218H166L167 220L163 218L167 222L163 221V222H158L159 224L155 223V224H153V226L151 225L152 226V228H151V226L146 221L148 216L144 215ZM191 214L193 216L197 214V216H198L197 212L196 213L190 212V215ZM249 214H251V215H249ZM94 215H96V217ZM140 215H142V216H140ZM219 215L221 216V214H219ZM259 215H262L263 220H262V217L260 218L261 221L258 219ZM44 216H46V217H44ZM87 216H89V217H87ZM169 216H170V218H169ZM29 217H30V219H29ZM222 217L227 218V216H222ZM222 217H218V218H222ZM0 218H1V216H0ZM9 218H7V219H9ZM226 218H223V219H226ZM21 221H22V223H21ZM94 221H95V223H94ZM44 222H46V223H44ZM117 222H119L121 224V226ZM129 222L132 223L131 225H134L132 230H131L132 227H129L130 226ZM46 224H48V225H46ZM160 224H162V225H160ZM260 224H262V225H260ZM21 225H19V226H21ZM147 225H148V229H146ZM157 225L158 226L160 225V226L157 228ZM59 226L61 229L59 228ZM91 226H93V227H91ZM262 226H263V228H261ZM9 227L12 229L16 228V227L14 228V226H12V225ZM191 227H193V228H191ZM153 228H155V229H153ZM80 230H81V232H80ZM116 230H118V231H116ZM194 231H196V232H194ZM89 232H90V234H89ZM240 232H242V231H240ZM69 233H70V235H69ZM99 233H101V234H99ZM55 234L56 233H54V235ZM40 235H42V236H40ZM63 238H62V240L61 239L60 240L63 241ZM73 239H74V241H73ZM31 241H33V240H31ZM148 241H169V242H172V245L168 248L159 247V248H156L155 250L149 249L147 246H143L148 251L151 250V252H153V253L147 257H144L145 258V259L143 258L144 260H138L139 262L135 261L134 263L132 261V258L129 257L128 255L119 254L117 252L119 247H121V246H124V245H133V246L142 245L144 243H147ZM231 243H232V245H231ZM81 244H83L82 246H84L85 249L87 247H88V249L85 250V249H83L82 246H81L82 247L81 248L80 247ZM227 244L230 245L231 249L239 250L237 244L234 243L233 241L227 242ZM234 244H236V245H234ZM78 247H79V249L81 248L80 251H79ZM143 247H141V248H143ZM99 248H101V249H99ZM137 249L139 250L140 247H138ZM84 250H85V252H84ZM75 251L76 252L78 251V252L75 253ZM85 253L87 254V256ZM88 253H90V254H88ZM101 253H103V254H101ZM58 254H61V253H59V251H58ZM77 254L79 255V257ZM81 254H83V255H81ZM107 254H108V256H107ZM170 255H172L174 257V259H175L174 261H172L170 259V257H169ZM210 255H212V256H210ZM118 256L120 258H118ZM216 259H217V261H215ZM77 260H78V262H76ZM129 260H130V262L131 261L132 262L130 263ZM36 264H38V262Z\"/></svg>", "mask_w": 264, "mask_h": 264}]
</instances>
